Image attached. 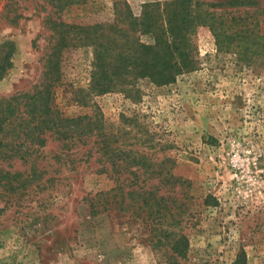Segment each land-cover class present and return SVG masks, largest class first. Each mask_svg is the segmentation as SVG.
<instances>
[{
	"label": "rangeland",
	"instance_id": "obj_1",
	"mask_svg": "<svg viewBox=\"0 0 264 264\" xmlns=\"http://www.w3.org/2000/svg\"><path fill=\"white\" fill-rule=\"evenodd\" d=\"M172 1L87 0L57 11L46 0H0V56L12 47L0 100L43 83L54 43L48 19L98 26L93 44L62 50L53 107L65 118L99 113L120 143L154 162L170 159L165 167L189 183L163 186L140 175L129 185L127 174L114 182L97 172L94 139L64 146L47 137L24 162L0 163L25 180L16 193L17 182L0 184V264H264V0H193L204 3L199 10L235 17L232 32L245 33L219 50L208 28L197 27V69L174 82L117 71L135 42L154 44L145 23L164 24ZM114 188L123 192L105 195ZM96 194L112 204L91 215ZM153 198H162L159 214Z\"/></svg>",
	"mask_w": 264,
	"mask_h": 264
},
{
	"label": "trees",
	"instance_id": "obj_2",
	"mask_svg": "<svg viewBox=\"0 0 264 264\" xmlns=\"http://www.w3.org/2000/svg\"><path fill=\"white\" fill-rule=\"evenodd\" d=\"M46 1L55 10L62 11L71 5L84 4L87 0ZM203 4L201 2L193 4V0H174L165 4L163 8L164 24L156 25L157 21L149 24L147 21L144 22L145 32H151L154 36V44L147 46L135 42L134 50L136 51L132 52L134 56L125 57L121 53L116 61L118 64L116 70L132 72L135 74V78H147L155 85H167L174 82L178 75L190 73L197 69V52L192 47L191 41L193 31L197 27L208 28L219 50L226 49V42L234 40L233 38H243L245 31L236 29L232 32L230 25L231 23L238 24V19L234 17L227 20L222 13L199 10L197 7ZM209 7L214 8L216 6L211 4ZM258 11L252 13H258ZM260 12L258 14L264 15V10ZM236 13L239 15L249 12L236 11ZM46 23L49 30L54 34V43L51 47V53L45 60L43 83L36 87L32 93L13 95L8 99L0 100V163L9 162L12 159L24 162L25 158L27 159L28 156L36 152V149L29 151L30 147H36L37 150L43 148L47 137L62 142L64 146L75 143L84 144L86 141L94 139V145H98L95 152L99 155V160L96 162L101 165V169L97 172L110 175L114 182L127 174L128 176L123 178V183L127 181L129 185H137L140 175H143L147 177V180H157L158 185L185 186L188 188V181L174 176L171 173L172 167H165V163H172L170 159L165 158L160 162H154L150 155L134 150L130 144L120 143L116 133L106 131L99 113L94 116L65 118L53 107L51 88L59 80L58 65L62 50L77 44H93L94 40L91 38L97 37L98 26L68 25L51 19H48ZM4 48L3 55L0 56V79L10 67L12 54L10 45H6ZM98 52L96 59L102 61L105 51L100 49ZM100 73L105 74L103 65H100ZM22 175L17 172L11 174L0 170V184L5 187L10 185L12 180L17 182L18 188H13L14 193H16L17 190L25 188V180H20ZM144 183L141 190L145 193ZM116 191L123 192V188H114L105 195L109 196L113 193L111 196L113 199ZM131 194H135L134 189L128 192V195ZM100 195L96 194L88 201L91 215L98 214L100 207L104 211L107 210L106 206L112 204V202L101 203ZM161 199H152V203L153 200L155 202L153 206L157 207V209L153 208L154 212L158 214L163 208L160 204ZM149 203V198L145 197L143 206L150 209ZM150 210L152 211V209Z\"/></svg>",
	"mask_w": 264,
	"mask_h": 264
}]
</instances>
